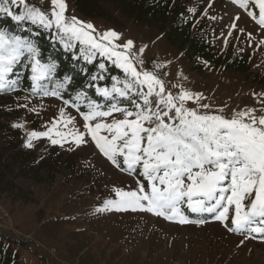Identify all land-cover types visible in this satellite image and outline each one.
<instances>
[{
  "label": "rangeland",
  "instance_id": "374dc122",
  "mask_svg": "<svg viewBox=\"0 0 264 264\" xmlns=\"http://www.w3.org/2000/svg\"><path fill=\"white\" fill-rule=\"evenodd\" d=\"M99 1L101 9L110 11L111 17L86 15L76 8L75 0H66V14L91 22L100 32L114 29L122 34L119 44L131 39L136 50L146 46L144 67L151 69L154 63L165 65L160 69L162 78L171 85L180 83L186 89L202 93L205 97L202 102L211 105L210 111L223 109V114L230 116L233 111L255 108L260 114L259 110L264 108V26L248 15V11H255L258 18L254 0H249L247 10L234 0H171L168 21L152 12L139 17L137 1ZM29 3L44 9L51 7V0H29ZM175 8L178 11L174 13ZM3 21L0 14V22ZM232 24L236 27L232 28ZM18 30L21 31L19 27ZM24 32L25 26L21 33ZM194 42L201 45L195 47ZM201 47L208 56L195 50ZM50 54L62 65L59 53L50 51ZM74 66L78 70L86 67L82 60L69 68L73 70ZM59 74L57 70V78ZM81 74L75 72L83 82ZM81 81L69 86L64 99L71 93L74 96L82 87ZM111 83L108 78L99 81L101 86ZM87 92L92 99L103 102L93 89ZM25 93L31 94L30 88L19 86L16 91L0 93L2 133L5 126L13 128L18 119L24 124V128L17 129L23 130L25 136L15 138L13 145L2 150L0 163V168H5L0 169V233L12 241L24 242L12 245L18 262L264 264V240L230 233L210 216L202 225H180L142 211L96 212L106 199L116 198L115 188L134 190L137 179L143 178L112 165L90 136L79 147L74 143H65L63 147L52 145L48 138L34 140V147H26L27 132L52 127L53 121L59 120L61 108L74 118L68 128L84 131L85 122L61 98L32 94L28 97ZM24 104L28 107L18 106ZM188 106H195L194 102H188ZM113 116L123 118L119 113ZM112 118L105 119L111 122ZM57 128L66 131L62 123ZM5 143L6 140L1 146ZM145 186L147 189V182Z\"/></svg>",
  "mask_w": 264,
  "mask_h": 264
},
{
  "label": "snow or ice",
  "instance_id": "6c2138e0",
  "mask_svg": "<svg viewBox=\"0 0 264 264\" xmlns=\"http://www.w3.org/2000/svg\"><path fill=\"white\" fill-rule=\"evenodd\" d=\"M234 2L247 10L249 0ZM254 4L258 18L255 11L248 15L264 26V0H254ZM67 8L66 0H51L48 9L29 0H0V14L11 18L21 31L25 25L35 26L36 37L42 29L74 60L85 65L99 60L94 73L80 67L88 81L64 99L73 77L57 78L59 65L51 57L42 58L38 39L0 26V93L19 88L22 77L15 70L22 64L29 73L33 96L61 98L85 122L84 131L68 128L74 118L61 108L52 127L27 132L25 146L32 148L34 140L48 138L52 145L79 147L90 136L112 165L143 178L137 179L134 190L115 188L116 198L106 199L96 212L142 211L180 225H202L210 216L230 233L264 240V108L260 114L255 108H245L230 116L223 109L210 111L202 93L162 78L160 69L165 65L144 67L146 46L136 50L131 39L119 44L121 33L100 32L91 22L67 15ZM108 64L122 76H110L111 85L101 86L99 81L109 78ZM173 88L179 90L173 92ZM87 89H93L103 102L89 97ZM190 101L195 106H188ZM82 105L85 111L80 110ZM114 113L123 118H115ZM108 117H113L111 122L106 121ZM61 123L66 131L58 130ZM13 127L24 128V124Z\"/></svg>",
  "mask_w": 264,
  "mask_h": 264
},
{
  "label": "trees",
  "instance_id": "16d2710c",
  "mask_svg": "<svg viewBox=\"0 0 264 264\" xmlns=\"http://www.w3.org/2000/svg\"><path fill=\"white\" fill-rule=\"evenodd\" d=\"M115 1H117V0H115ZM133 1H137L140 3V6L138 8V16L139 17L152 12V15L160 14L161 17H163L162 19L164 21H168V18H169L168 9L170 10L168 3L171 2V0H168V2L165 3L166 5H164V6H161V5H163L162 3L167 1V0H133ZM99 2H100L99 0H75L76 8L86 15L98 17V16H103L104 14H106L107 17H111L110 11L105 12V10H102L101 9L102 6L99 4ZM177 11H178V9L175 8L174 13ZM0 26H5V27L10 28L11 30L19 31L16 23L14 21H12L11 18H9V17L4 16V21L0 22ZM29 27L32 28V32L27 31V29ZM36 31H37V29L35 26L25 25V33L24 34L32 35V37L34 39H38L39 46L42 50V58H44V59L49 58L50 57L49 52L52 49H55L57 52H59L61 59H62V62L66 65V66L64 65L65 67L61 66V68L59 66L58 72L61 73V74H59L60 77H62L65 73H68V75H71L73 77V82L71 85H73V83L76 84L77 83L76 81H78L79 78L77 76H75L74 73L78 71L81 74V72H80V70H78V68H75V66H74L75 71H74V69L72 70L69 68V66H73L77 62L76 60H74L72 58V54L66 53L61 48L59 43L52 41L50 36L47 33H45L42 29L39 30L41 33L40 36L36 37L35 36ZM194 43H195V47L200 44V43H196V42H194ZM195 50L198 52H201L202 55L208 56L207 53L203 52L204 51L203 47H201L200 49H195ZM98 62H99V60L95 63H98ZM95 63H94V65H87L89 74L94 73L95 68H96ZM107 67H108L107 76L109 77L108 79H110V76H112L113 74L115 76L122 75L121 71L119 69L117 70L116 68H114V66H112L111 64H108ZM112 70L115 72H113ZM17 74H19L22 77L20 86H23V88L25 90L29 89L30 88V80L28 79V77H29L28 71L20 68V71L17 72ZM80 77H82L83 82L81 80H79L82 82V84H81V82L79 84L85 85L88 81V75L83 73L80 75ZM25 95H27L28 97H31V94H29V93H25ZM72 96H73V94L71 93L68 97H72ZM81 110L85 111L86 109L84 108V106H81ZM16 121L17 122H15L13 125L19 123L20 120L18 119ZM4 128H5V132L2 133L3 127L0 126V163H1V161L3 159V155H4L2 150H5L6 148H9L11 145H13V142L17 138L20 139L19 138L20 136H22V137L25 136L24 131L17 129L16 127L10 128L9 126H5ZM15 133H17L16 136H15ZM4 140H6L7 143H5L3 146H1V143L4 142ZM0 169L4 170L5 168L2 167ZM14 243H19L22 245L24 244V242H22L20 240L12 241L11 239L6 238L3 234L0 233V264H22L21 262H18L15 253L13 254L12 245Z\"/></svg>",
  "mask_w": 264,
  "mask_h": 264
}]
</instances>
